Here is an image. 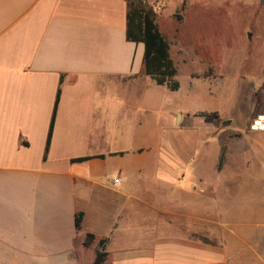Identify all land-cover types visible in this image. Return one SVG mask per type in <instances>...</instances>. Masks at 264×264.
Returning a JSON list of instances; mask_svg holds the SVG:
<instances>
[{"label":"crops","instance_id":"0c3cea01","mask_svg":"<svg viewBox=\"0 0 264 264\" xmlns=\"http://www.w3.org/2000/svg\"><path fill=\"white\" fill-rule=\"evenodd\" d=\"M127 10L126 0H0V264H93L98 252L100 264H264V234L238 220L223 168L233 131L264 132L248 130L252 117L242 129L217 122L220 91L204 78L188 89L208 107H176L190 90L144 74Z\"/></svg>","mask_w":264,"mask_h":264},{"label":"rangeland","instance_id":"374dc122","mask_svg":"<svg viewBox=\"0 0 264 264\" xmlns=\"http://www.w3.org/2000/svg\"><path fill=\"white\" fill-rule=\"evenodd\" d=\"M143 4L154 12L155 22L169 43L181 90H190L187 97L176 99L175 106L191 111L207 108L208 97L188 89L190 76L204 78L213 83L209 87L211 96L215 87L220 91L216 121L229 122L232 129L246 127L247 120L263 105L264 3L146 0ZM206 115L208 120L216 117L215 113ZM231 135L237 142L236 153L223 166L238 186L231 204L244 207V215L239 213L238 220L246 218L248 233L264 234V133L245 138L238 130ZM212 137L209 130L205 131L206 139ZM207 170H213L211 160ZM221 202L224 208L227 204ZM213 228L219 234L224 232L220 226Z\"/></svg>","mask_w":264,"mask_h":264},{"label":"trees","instance_id":"16d2710c","mask_svg":"<svg viewBox=\"0 0 264 264\" xmlns=\"http://www.w3.org/2000/svg\"><path fill=\"white\" fill-rule=\"evenodd\" d=\"M146 0H126L127 2V23L126 38L129 41L144 45L143 71L150 76L158 85H166L170 90L175 91L179 87L176 79L177 68L170 56L169 43L158 28L154 19V12L144 6ZM60 89H57L53 112L49 124L46 139V150L50 143V138L54 125V117L57 109ZM206 114V113H205ZM86 158H73V162L82 161ZM223 162V151L220 154L218 169ZM81 214H77L75 225L79 227ZM88 237H92L88 234ZM104 258L103 252H98L93 264H100Z\"/></svg>","mask_w":264,"mask_h":264},{"label":"built area","instance_id":"2783aa9c","mask_svg":"<svg viewBox=\"0 0 264 264\" xmlns=\"http://www.w3.org/2000/svg\"><path fill=\"white\" fill-rule=\"evenodd\" d=\"M262 95V108L252 116L248 123V130L251 132H264V89L262 91ZM118 180V178H114V182H118Z\"/></svg>","mask_w":264,"mask_h":264},{"label":"water","instance_id":"95a60500","mask_svg":"<svg viewBox=\"0 0 264 264\" xmlns=\"http://www.w3.org/2000/svg\"><path fill=\"white\" fill-rule=\"evenodd\" d=\"M262 3H264V0H260V4H262ZM226 123H228V122H226Z\"/></svg>","mask_w":264,"mask_h":264}]
</instances>
